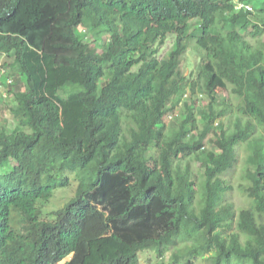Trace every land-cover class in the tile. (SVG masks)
Returning <instances> with one entry per match:
<instances>
[{
  "label": "trees",
  "instance_id": "obj_1",
  "mask_svg": "<svg viewBox=\"0 0 264 264\" xmlns=\"http://www.w3.org/2000/svg\"><path fill=\"white\" fill-rule=\"evenodd\" d=\"M262 36L264 0H5L0 84L31 133L0 125V264H140L143 252L159 264H264ZM12 66L24 77L15 91ZM183 100L198 118H177ZM239 148L249 205L237 210L223 177ZM54 160L58 179L79 183L43 222Z\"/></svg>",
  "mask_w": 264,
  "mask_h": 264
},
{
  "label": "rangeland",
  "instance_id": "obj_2",
  "mask_svg": "<svg viewBox=\"0 0 264 264\" xmlns=\"http://www.w3.org/2000/svg\"><path fill=\"white\" fill-rule=\"evenodd\" d=\"M4 1L5 0H0V5H2ZM91 24H94V20L87 21L84 25H82L80 29L83 31V33H87V31L89 30L88 28L90 27ZM263 39H264L263 36L259 38L261 42H263ZM251 41L255 42V40H251ZM173 42L174 39L170 38L165 42L164 46L160 48L158 54L160 58L166 55L168 50L172 47ZM193 47L194 46L191 47V50H193ZM193 61H194V54L192 53V51H188L187 53L184 54V61L182 64V68L185 76L188 75L189 71L193 68L192 67ZM5 70L9 73V75L12 76V78L14 77V79L17 80L16 82L17 84L14 83L16 85V88L13 89V91L20 89L22 87V82L24 80V77L19 74L18 70L14 66L9 67ZM9 90H10L9 86H5L2 84V90L0 92V101L1 98L4 100L0 102L1 104L0 125L5 126L8 133L12 132L16 127L23 128V126L20 125L18 119L15 116H12L6 107L7 105H13L15 103L12 94L9 93ZM63 90L66 93H73V92H78L80 88L65 87ZM218 93L221 96H224L226 94L224 88L219 89ZM199 99L201 100V104L205 105L208 102V99L205 97H199ZM184 103L185 102L183 100V101H179L176 104L175 114H177L178 116L177 118H181L180 116L183 114V112L191 113L193 116L196 117L195 114H197V112L195 111V109L192 108L191 106L188 109L185 108ZM196 118H198V115ZM222 119L224 122L226 121L225 118ZM222 119L221 121L219 120L217 123L220 122L223 123ZM226 123L227 121L225 122V124ZM23 130L27 133H31V130L29 128L24 127ZM164 142L165 140L162 138L159 144L160 149L162 148ZM205 148L207 150H212L214 148L210 140L206 141ZM237 153L239 155L240 160L236 164L235 169L229 171L223 178L228 181L229 185L232 188L228 192L227 201L232 203L235 209L240 210L243 208H247L249 203L246 200L245 195L241 190V183H242L241 177L243 176V173L241 171L242 162H243L242 159L245 156L244 148H239L237 150ZM189 164L192 172L191 178L195 183L196 189L199 190L200 187L199 183L202 179L203 168L201 167L199 162L193 159L189 161ZM58 173H59V160H54L49 164L42 180V183L49 188V191L48 193L44 194L43 198L36 203V207L40 210L41 213V215L38 218L39 221L54 222L55 217L53 213L62 209L64 205L74 196L76 192L79 183V178L77 177V175L75 173H66L64 177H66L69 180V183L65 184L62 180L58 179L60 178L58 177ZM0 176L1 177L3 176L2 171L0 172ZM139 258H140V264H159L161 262L158 261L157 259L155 260L150 254H148V252L147 253L143 252L142 254L139 255ZM164 261L167 262V264L168 262L170 264V255H166ZM194 264H210L209 255H206L203 259L195 260Z\"/></svg>",
  "mask_w": 264,
  "mask_h": 264
},
{
  "label": "built area",
  "instance_id": "obj_3",
  "mask_svg": "<svg viewBox=\"0 0 264 264\" xmlns=\"http://www.w3.org/2000/svg\"><path fill=\"white\" fill-rule=\"evenodd\" d=\"M240 7H243V6L241 5ZM244 7H245V9H247V10H250V11H251V8H250V6H244ZM1 90H2V86L0 85V92H1Z\"/></svg>",
  "mask_w": 264,
  "mask_h": 264
},
{
  "label": "bare ground",
  "instance_id": "obj_4",
  "mask_svg": "<svg viewBox=\"0 0 264 264\" xmlns=\"http://www.w3.org/2000/svg\"><path fill=\"white\" fill-rule=\"evenodd\" d=\"M11 83H12V81H11V80H8V81H7V84H11ZM0 85H1V84H0Z\"/></svg>",
  "mask_w": 264,
  "mask_h": 264
},
{
  "label": "clouds",
  "instance_id": "obj_5",
  "mask_svg": "<svg viewBox=\"0 0 264 264\" xmlns=\"http://www.w3.org/2000/svg\"><path fill=\"white\" fill-rule=\"evenodd\" d=\"M241 6V5H240ZM243 6V5H242ZM244 7V6H243Z\"/></svg>",
  "mask_w": 264,
  "mask_h": 264
}]
</instances>
